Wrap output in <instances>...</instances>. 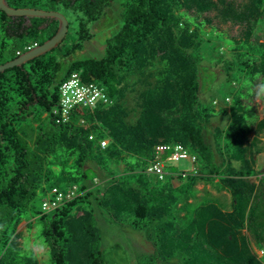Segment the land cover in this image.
Instances as JSON below:
<instances>
[{
  "label": "trees",
  "instance_id": "16d2710c",
  "mask_svg": "<svg viewBox=\"0 0 264 264\" xmlns=\"http://www.w3.org/2000/svg\"><path fill=\"white\" fill-rule=\"evenodd\" d=\"M7 3L61 12L73 38L0 74V264H111L101 250L97 211L113 224L145 232L154 252L137 264H264L256 251L264 249V174L256 159L264 108L261 119L253 118L264 91V0ZM114 5L122 25L103 57L71 60ZM227 24L239 27L237 36L221 30ZM58 26L57 20L0 10V65L42 45ZM208 30L233 46L234 61L224 62L227 84L247 81L220 112L217 99L202 97ZM72 73L98 84L111 103L76 110L70 122L57 124L60 86ZM129 96L134 108L125 104ZM217 115L228 119L225 127L215 126ZM175 144L198 158L195 171L167 166L163 179L149 174L155 149ZM60 156L73 158L79 175L72 186L83 194L44 213L40 204L52 188L71 187L52 178ZM200 184L225 190L230 202L206 191L196 204ZM34 228L46 246L45 261L27 247Z\"/></svg>",
  "mask_w": 264,
  "mask_h": 264
},
{
  "label": "rangeland",
  "instance_id": "374dc122",
  "mask_svg": "<svg viewBox=\"0 0 264 264\" xmlns=\"http://www.w3.org/2000/svg\"><path fill=\"white\" fill-rule=\"evenodd\" d=\"M238 4L249 3V0H234ZM215 15V13H214ZM122 21L119 23V11L118 6L114 5L112 8L107 10L106 15L101 19L100 22L91 26L94 34L92 40L86 43L83 51L77 53L71 60H83L89 58L100 59L103 57L105 52V46L108 39L113 37L120 29ZM238 26L232 28L230 24L223 25L222 31L229 32L233 30L235 36L238 35ZM209 35L206 36L204 48V61L202 66L203 78L205 83H202V97L207 102H211L212 99H217L219 103L216 109L220 112L224 109H229L230 105L234 103L233 96L240 85L246 84L245 79H240L236 85L231 87L225 80L224 62L234 61L232 53V44L224 35H220L212 30H208ZM73 38V33L69 35L64 44H68ZM68 63H65L67 66ZM239 78V76H237ZM236 87V88H235ZM229 97V104L224 103V99ZM213 102V101H212ZM129 108H134L133 97L129 96L125 102ZM264 108V91L258 97L254 104V116L253 118L259 120L263 117ZM215 126L225 127L228 123L226 117L217 115L213 119ZM212 140V136H209ZM218 154L220 156V150L217 147ZM259 154L257 155V168L264 174V135L261 137L259 146L257 147ZM69 157V156H68ZM60 156L56 160H53V179L55 181H61L65 184V187L72 186V182H76L78 178V171L75 169V162L73 158ZM168 167L174 168L178 172H193L199 166V163H193L189 160H182L177 163H168ZM97 182V181H96ZM62 183V184H63ZM196 190L195 203L197 197L205 196L206 191L212 195L230 202V197L225 190H220L216 186L200 184ZM198 204V203H196ZM41 207V204H40ZM224 209H227L225 206ZM98 225L102 231V246L101 250L105 255L106 259L111 264H137V259L143 255H149L154 252V246L146 238L144 231H138L129 227H123L120 225L113 224L110 221V216L106 212L97 211ZM26 223L20 226V230H25ZM38 229L34 228L29 235H26L27 247L35 250L42 261L47 259L46 246L37 237ZM256 250H258L256 248Z\"/></svg>",
  "mask_w": 264,
  "mask_h": 264
},
{
  "label": "built area",
  "instance_id": "2783aa9c",
  "mask_svg": "<svg viewBox=\"0 0 264 264\" xmlns=\"http://www.w3.org/2000/svg\"><path fill=\"white\" fill-rule=\"evenodd\" d=\"M38 46L34 44L28 50ZM230 102V99H227ZM111 103L105 91L95 82H85L80 74L72 73L60 86V102L54 109L53 115L57 124H64L72 120L75 111L92 110L99 105H107ZM217 105V102H214ZM90 140H94L90 136ZM108 140H103L101 146L107 147ZM156 158L150 164L147 172L163 179L166 175V167L168 163H177L182 160H189L193 163L198 162V158L194 156L183 145H160L155 149ZM166 156V157H165ZM83 192L77 185L71 186L66 190L58 187L52 188L48 196L42 202V211L50 213L69 201H73ZM258 256L264 260V249L256 250Z\"/></svg>",
  "mask_w": 264,
  "mask_h": 264
},
{
  "label": "water",
  "instance_id": "95a60500",
  "mask_svg": "<svg viewBox=\"0 0 264 264\" xmlns=\"http://www.w3.org/2000/svg\"><path fill=\"white\" fill-rule=\"evenodd\" d=\"M0 10L10 17H28V18H48L59 22L56 34L31 50L21 54L18 58L0 65V74L14 67H22L28 62L39 58L48 52L58 48L67 38L69 32V20L58 11H46L34 8H13L9 6L7 0H0Z\"/></svg>",
  "mask_w": 264,
  "mask_h": 264
}]
</instances>
